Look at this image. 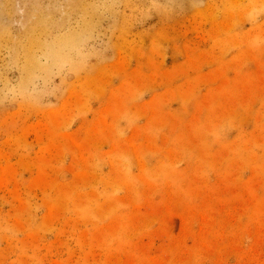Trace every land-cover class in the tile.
Instances as JSON below:
<instances>
[{"label": "rangeland", "instance_id": "1", "mask_svg": "<svg viewBox=\"0 0 264 264\" xmlns=\"http://www.w3.org/2000/svg\"><path fill=\"white\" fill-rule=\"evenodd\" d=\"M0 264H264V0H0Z\"/></svg>", "mask_w": 264, "mask_h": 264}]
</instances>
